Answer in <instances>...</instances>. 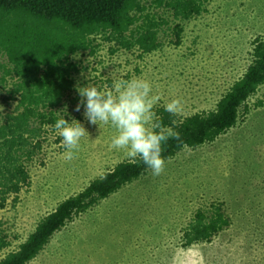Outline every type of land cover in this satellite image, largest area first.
Returning <instances> with one entry per match:
<instances>
[{
  "label": "rangeland",
  "instance_id": "rangeland-1",
  "mask_svg": "<svg viewBox=\"0 0 264 264\" xmlns=\"http://www.w3.org/2000/svg\"><path fill=\"white\" fill-rule=\"evenodd\" d=\"M150 3L152 0H148ZM149 4V3H148ZM160 33L163 45L143 57L111 51L95 38V54L73 58L80 73L75 86L112 91L113 79H146L163 103L181 101V118L216 108L250 63L253 42L264 38V0H208L206 11ZM0 61L6 56L0 51ZM0 87V117L11 111ZM81 98L72 91L58 110L86 129L71 160L53 128L43 152L29 163L30 184L0 210L2 228L15 249L38 221L97 177L129 160L110 147L115 129L92 125L75 111ZM86 99V98H85ZM237 125L213 142L186 147L165 160L159 175L149 169L133 183L77 215L28 264H264V85L248 100ZM221 207L230 220L210 242L183 244L184 229L198 210Z\"/></svg>",
  "mask_w": 264,
  "mask_h": 264
},
{
  "label": "trees",
  "instance_id": "trees-1",
  "mask_svg": "<svg viewBox=\"0 0 264 264\" xmlns=\"http://www.w3.org/2000/svg\"><path fill=\"white\" fill-rule=\"evenodd\" d=\"M208 0H0V87L4 101L13 109L0 117V210L30 184L29 163L44 149L46 134L59 109L75 90L80 73L74 56L95 54V38L111 45V51L154 53L163 45L160 33L175 23L176 44L181 41L182 22L206 11ZM149 3V4H148ZM250 63L232 83L216 108L181 118L160 108L157 119L174 127L180 140H169L162 156L173 158L186 147L215 141L235 127L248 100L264 85V38L253 42ZM175 121V125H173ZM149 169L124 160L92 180L43 216L33 232L15 249L0 222V264H28L50 243L54 235L77 215L133 183ZM221 207L211 213L198 210L182 236L185 246L210 242L230 226Z\"/></svg>",
  "mask_w": 264,
  "mask_h": 264
},
{
  "label": "clouds",
  "instance_id": "clouds-1",
  "mask_svg": "<svg viewBox=\"0 0 264 264\" xmlns=\"http://www.w3.org/2000/svg\"><path fill=\"white\" fill-rule=\"evenodd\" d=\"M152 84L146 79H113L112 91H101L95 86H75L79 97L75 111L84 108L83 116L89 124H107L115 129L110 147L122 151L132 163L140 162L153 175L165 167L162 156L169 140H180L174 127H166L153 111L160 97L152 95ZM86 98V99H85ZM163 111L175 117L182 111L178 98L163 103ZM175 125V121H173ZM55 135L65 149L64 158L71 160L81 138L87 132L77 120L57 118L53 125Z\"/></svg>",
  "mask_w": 264,
  "mask_h": 264
}]
</instances>
